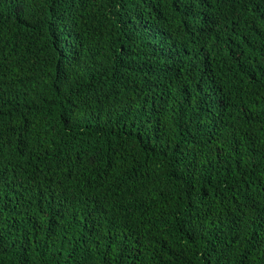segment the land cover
Returning <instances> with one entry per match:
<instances>
[{"label":"trees","instance_id":"1","mask_svg":"<svg viewBox=\"0 0 264 264\" xmlns=\"http://www.w3.org/2000/svg\"><path fill=\"white\" fill-rule=\"evenodd\" d=\"M0 264H264V0H0Z\"/></svg>","mask_w":264,"mask_h":264}]
</instances>
